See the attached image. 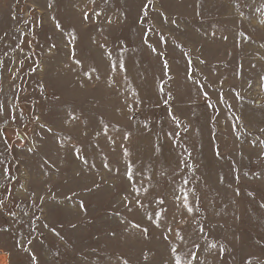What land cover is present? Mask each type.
Returning a JSON list of instances; mask_svg holds the SVG:
<instances>
[{
  "label": "rangeland",
  "instance_id": "rangeland-1",
  "mask_svg": "<svg viewBox=\"0 0 264 264\" xmlns=\"http://www.w3.org/2000/svg\"><path fill=\"white\" fill-rule=\"evenodd\" d=\"M2 255L264 264V0H0Z\"/></svg>",
  "mask_w": 264,
  "mask_h": 264
},
{
  "label": "bare ground",
  "instance_id": "bare-ground-1",
  "mask_svg": "<svg viewBox=\"0 0 264 264\" xmlns=\"http://www.w3.org/2000/svg\"><path fill=\"white\" fill-rule=\"evenodd\" d=\"M5 261H6V260H5L4 256H3V255L0 256V264H2V263L6 264Z\"/></svg>",
  "mask_w": 264,
  "mask_h": 264
}]
</instances>
